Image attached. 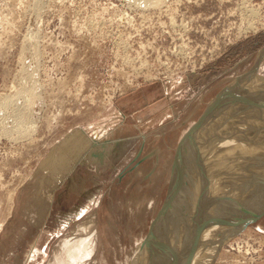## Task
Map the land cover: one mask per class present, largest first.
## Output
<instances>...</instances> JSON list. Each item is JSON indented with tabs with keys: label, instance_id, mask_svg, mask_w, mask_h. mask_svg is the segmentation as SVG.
Masks as SVG:
<instances>
[{
	"label": "rangeland",
	"instance_id": "rangeland-1",
	"mask_svg": "<svg viewBox=\"0 0 264 264\" xmlns=\"http://www.w3.org/2000/svg\"><path fill=\"white\" fill-rule=\"evenodd\" d=\"M256 71L264 77V0H0V264H130L173 185L184 135ZM253 92L232 116L263 145L264 96ZM259 147L239 161L264 171ZM206 190L197 207L184 192L172 210L187 224L163 234L171 210L163 236L188 241L186 227L219 203ZM229 232L213 264H264V214Z\"/></svg>",
	"mask_w": 264,
	"mask_h": 264
},
{
	"label": "bare ground",
	"instance_id": "bare-ground-1",
	"mask_svg": "<svg viewBox=\"0 0 264 264\" xmlns=\"http://www.w3.org/2000/svg\"><path fill=\"white\" fill-rule=\"evenodd\" d=\"M254 73H252L251 76H248V78H245L242 82H240L238 84L239 86H241V91L240 92H242V93L240 95H239V93H236V97H235V95L232 96V97H235L233 104H231V105L229 104L230 106L226 107L225 111H222L223 112L222 115L218 114L220 112V110H219L218 113H217V111H218V108L221 107L223 105V103L225 102V98L222 99L220 102H216V103H214V102L217 100V98H218V96L220 94H223V93L227 92L228 90H232L231 88L234 87L236 84L235 85H230L227 88H225L222 92H220V94H218V96L215 98L214 102L211 103V106L207 110L206 115L203 116V118L199 122H197L198 124L196 123L195 125H193L191 127V129L189 130V132H187L186 135H184V137L182 139V144H181V146H179L178 151H177L178 152V154H177L178 156H177V160L174 162L175 167L173 166L177 170V173L175 172V179L173 180V182H171V185H172V183H173V185H172V187L170 189V192H169V194H170L169 201H171L173 204H172V207L168 209L166 215L170 214V211L173 209V206L175 207V205L178 204L177 202L180 201V199L182 198V195L185 194L184 192L187 193L186 187H188V186L189 187H188V193L187 194H189L190 197L186 196L187 197L186 198L185 195H183V196H184L185 200L186 199H190L189 201H192V202L187 205L185 203V201H184V198H183V201L180 202V203L184 202L185 206L186 205L187 206L193 205V206L197 207L198 206L197 205L198 204V200H199L198 198H200V197L204 198L205 197V194H204L205 192H203V191L206 190V189H207L206 191H208V193H209L206 196V199L209 196L211 197L210 199H212V197H216L215 195L218 196V197H216L214 199L218 198L219 203L214 201L215 203L210 204L209 205L210 207L207 206L206 210H205V207H203L204 208L203 209V213L205 212L204 214H206L209 217H210V215H212V217L225 218L226 215L229 214L230 211L232 210V207H233L232 206V202H233V200L235 198H238L239 196H242L241 197L242 201H245L246 197H248L251 193L252 194L254 193V207L253 208L256 209L257 207H261V205H263V203H264V171H261L262 167H259V165H258L259 168H257L256 166L252 165V163H251V165L247 164L248 163V159H246V158L248 157V158L251 159L250 155H253L254 152H257L256 151L257 149H261L259 146H264V144L263 145L261 143L257 144L254 141L252 143V141H251L252 139L250 140L251 137L249 138L248 136L250 135V132H251L250 129L253 130L252 129L253 127L249 129L250 132L246 131L247 128H245L244 126L246 125L245 123H247V122L244 121V123H243L241 120L237 121L236 119H234L236 113L232 116V113L234 112L235 108L237 107V105L239 103L238 101L245 102V101L249 100L248 93H251L252 91H255L252 94L257 93V96H258V94H260V95L262 94V91L258 92L259 90H263L264 91V77L256 76L257 71H256L255 74ZM253 77H255V78H253ZM254 95L256 96V94H254ZM250 96H251V94H250ZM254 97H251V98L254 99ZM16 98H18V97H16ZM256 98L258 99V97H256ZM262 99H263V97L261 98V101H263ZM4 101H6V100L4 99ZM11 101H12V99H11ZM217 103H218V105H217ZM254 103H256V102H254ZM7 104H6V106H7ZM251 104H252V102H251ZM260 104H262V102ZM241 105H242V103H241ZM258 106L259 105L255 106L256 109H258ZM262 107H264V106H262ZM26 109H27V107H26ZM240 109H243V108L241 107ZM259 110H262V109L259 108ZM19 111H20V108H19ZM21 111L23 112V110H21ZM244 111H246V110H244ZM241 113H242V111H241ZM252 113L253 112L251 111V114ZM227 114H229V117H232V120H230L231 118H228V117L225 116L226 118H225L224 122L218 124L220 122V119H222V117L224 115H227ZM254 114L255 113H253V115ZM248 115H250V114H248ZM17 116H19V115H17ZM237 116H239V113H238ZM253 117H255V116H253ZM253 119L254 118H252V117L250 118V120H253ZM245 120H249V118H247V119L245 118ZM249 122L250 121H248V124H249ZM254 123L255 122L252 123V121H251L250 124H252V126H254L253 125ZM233 124H235L237 126V127L235 126L237 128V130L235 131V134L231 133L232 130L230 129V127ZM241 128H243V129H241ZM262 132L264 134L263 130H262ZM193 136H196V137H195L194 141L191 143L192 144L191 145V149L192 150H190V153H188L189 157H187V158H190L189 159V164H187L188 165V169L185 167V171H184L183 168L181 169V166L184 165V163L182 162L183 161L182 160L183 159L182 155H184L186 153V146L188 145L187 144L185 146V143L190 141V139L194 138ZM235 153H236L237 156H238V153L240 154L238 156L239 158L235 156L237 159L234 158L235 160H232V159L230 160V161L233 162V164H231L229 162L230 164L227 165V163L225 161L229 160V158H231V156H233V154H235ZM242 154H244V157L242 159L245 160L247 163L245 161L243 162V160H242V162L239 161V160H241L240 156ZM254 155H255V153H254ZM261 159L263 161V158H261ZM215 160H217V161H215ZM236 160L239 161V162H237ZM254 160H255V158H254ZM256 160L258 161V159H256ZM256 160L254 162H256ZM65 162H66V159L62 158L60 160V162H59V165L56 164V169L57 170L55 169V171H57V172L54 173L55 177H58V172L59 173L61 172L62 169H60V168L64 167ZM224 162H225V165H223ZM246 165L248 166V168H247ZM205 166L206 167L209 166L208 167V171H210L209 169L213 170L212 173H211V171L209 172L210 174H213L212 177H211V175L209 176V173L207 172L210 180L207 179V181H205L206 178H208V176L206 177V175H205L206 178L203 176V178H205L204 181L206 182V184L202 183L203 179L202 180L200 179L199 181L197 180L199 172L202 171L203 169L204 170L206 169ZM216 167L217 168L219 167L218 171H214V170H217ZM214 168H216V169H214ZM238 169L241 170V172L239 174H238ZM251 171H252V174H251L252 175V177H251L252 178V183H251L252 186L247 188V183L248 182L246 183L245 179L251 173ZM214 172H217V173L214 174ZM242 172H246V173H243V175H242L241 174ZM220 173H221V176L218 177V175H220ZM228 173H231V174L233 173L234 175L231 176V178L229 179V177H226V176H230L231 174L229 175ZM236 173H237L238 176H236ZM244 174H246V175H244ZM224 175H225V177H224ZM240 176H241V178H239ZM189 177L192 180L191 182L188 181ZM222 177H224L225 179L222 180L223 179ZM237 179L240 180V181L238 182ZM207 182L209 183V190H208ZM235 183H236V187L234 188V190H232V188L234 187ZM205 185L207 186L206 189L203 188V187H205ZM241 187H242V189H241ZM202 196H204V197H202ZM213 200H210V201H213ZM223 200L225 201V203L220 208V212L217 214L218 208L221 205V202ZM204 203H203L204 205L207 204V202H204ZM180 206H182V205H180ZM200 206L202 207L201 204H200ZM177 207H179V206H177ZM177 207L175 208V210L177 209ZM193 208H191V209H193ZM187 209H188V211L191 212V210H189V207ZM187 209H186V211H187ZM173 210L171 212H173ZM175 210H174V212H176ZM180 210L183 211V212L185 211V210H182L181 207H180ZM188 211H187V216H188V220H190L189 221V223H190L191 220H192L190 217L192 216V218H193L194 214H192V212L188 213ZM195 211L193 213H195ZM201 211H202V208H201ZM174 212H173V214H175ZM198 213H200V212H198ZM201 214H202V212H201ZM181 215H183L182 212H181ZM172 216H174V215H172ZM176 216L177 215L175 214L173 222H170L169 224L166 225V228L164 229L166 231H163L162 229L159 228L158 231L156 232V234L159 233L160 231H163V234H164V232H166L168 235L170 233L171 234H175L176 233L178 235L177 231H178V227H179V222L182 224V222H183L182 218L183 217L181 216V219H182L181 220L180 217L178 216V218L182 221L181 222V221H178L176 219L177 218ZM194 217L196 218V216H194ZM194 221H192V222H194ZM185 224H187V222L184 223V225ZM193 224H192V226H194V225L196 226V224H194V225ZM184 225L182 224L183 227H184ZM179 228H181V227H179ZM186 228H188V230H187V233L184 232V234L187 237L188 241H191L193 239V235L195 233L196 227L193 228V227H189L188 226ZM229 230H230V226L228 224H225L223 221H221V224H220V221H214V222L206 225L201 230V232L199 234L198 245H197V248H196V250H195V252H194V254L192 256L190 264H213L217 254H218L219 248L221 246L220 245V240L223 239L222 236L226 235ZM189 232H192V233H189ZM161 235H162V233L160 235L157 234L156 239L154 241H152L150 246H144V247H142V249H141V243H139L138 249L134 253V255L132 257V262L130 264H134V263L147 264L148 259L152 260L153 257L156 258V256H157V258L160 260V262L162 264L167 263L168 260L170 259V256L172 254L174 255V251L173 250L177 249L178 246H179V249H180L182 244L184 245V244H186V242H188V241L185 240L186 238L182 239V237H181L182 240L179 238L178 240H181V241L178 242V240L176 239L177 236L176 237L173 236L172 239H170V238H168V235L166 237L163 236V235L161 236ZM225 238H227V237H225ZM154 249H155V251H154ZM151 252L154 254V255L152 254L153 256L152 255L150 256ZM139 255H140V258H139ZM148 264H152V262H148Z\"/></svg>",
	"mask_w": 264,
	"mask_h": 264
},
{
	"label": "water",
	"instance_id": "water-1",
	"mask_svg": "<svg viewBox=\"0 0 264 264\" xmlns=\"http://www.w3.org/2000/svg\"><path fill=\"white\" fill-rule=\"evenodd\" d=\"M255 70H256V68H254L253 71H255ZM229 95L230 96L235 95V97H236V92H234L233 90H228L227 92L220 94L218 96L217 100L215 102L214 101L213 102L214 103L220 102L222 99H224L225 97H227ZM217 105H218V103H217ZM210 106H211V104L208 106V108L206 109L203 116L206 115V112ZM203 116L201 117V119L203 118ZM245 180H246V183L248 182L247 188L251 187L252 182L249 181V177H247ZM241 189H242V187H241ZM241 197L242 196H239L238 198H235L233 200V202H232L233 207H232V210L229 214L230 215L229 217H228V215H226L225 218L212 217V215H210V217H209L202 212V215L199 216V220H197L198 225L195 229L193 239L190 242L184 244L186 251L184 253H181V252L179 253L177 249H174L173 250L174 256L171 257L168 260V262L164 263V264H190L192 256H193V254L197 248V245H198L199 234H200L201 230L206 225H208L214 221H223L225 224H228L230 226V232H229V235H230V234H235L236 232L240 231L250 221H252V220H254V219H256V218H258L264 214V203H263V205H261V207H257L256 209L253 208L254 207V193L253 194L251 193L248 197H246L245 201H242ZM169 198H170V194H168V196H167L165 202L163 203L162 207L160 208L158 214L156 215V217L152 221L151 226L148 230V233L146 234V236L142 240L141 249L144 246H150L152 241H154L156 239V236H157L156 232L160 228L168 209L171 208L172 204H173L171 201H169ZM152 264H162V263L161 262L160 263L154 262Z\"/></svg>",
	"mask_w": 264,
	"mask_h": 264
}]
</instances>
